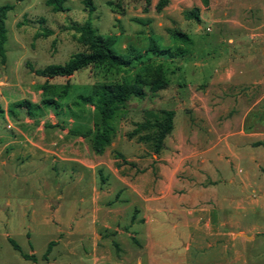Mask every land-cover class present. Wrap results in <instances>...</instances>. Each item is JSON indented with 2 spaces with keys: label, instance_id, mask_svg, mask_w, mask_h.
Segmentation results:
<instances>
[{
  "label": "rangeland",
  "instance_id": "obj_1",
  "mask_svg": "<svg viewBox=\"0 0 264 264\" xmlns=\"http://www.w3.org/2000/svg\"><path fill=\"white\" fill-rule=\"evenodd\" d=\"M92 1L95 10L89 14L83 0H65L66 10L61 12L52 11L45 0H0V6L12 5L0 53V264H137L138 260L150 264L147 247L154 248L156 264H264V137L252 140L260 148L247 156L235 157L228 151L219 157L218 165H225L226 175L218 181L208 167L197 164L196 156L204 146L201 136L208 123L239 130L245 117L247 124L264 132V0H208L206 4L168 0L159 11L155 8L158 0H151L146 10L144 0ZM195 7L199 18L187 19L184 10ZM88 18L97 33L113 40L117 52L137 55L139 62L118 73L87 67L68 77L36 75L35 69L64 63L84 49L71 25ZM171 30L184 32L189 43L174 39ZM152 38L171 54L150 52ZM145 64L150 65L147 73L142 69ZM137 71L150 79L162 77L166 86L152 91L147 83L143 97H132L120 107L107 120L109 126H103L108 141L97 151V111L78 96L91 92L98 83L131 81ZM67 82L70 87L64 95ZM49 97L59 106L41 105L31 117L24 108L14 107L23 99L41 104ZM168 112L172 127L159 155L165 149L176 158L179 152L191 156L190 168L175 171L171 179L182 181V189L192 188L194 194L183 208L182 222L164 214L162 230H155L152 239L132 237L128 230L122 234L114 228L90 226L94 215L107 216L104 206L117 189L112 185L95 197V190L109 175L104 164H96L90 173L80 172L78 176L85 181L72 183L71 171H62V163L23 160L20 165L11 158L17 145L13 140L19 135L52 136L64 153L70 144L81 143L78 138L82 137L88 141L93 163L97 162L95 153L106 152L110 167H134V160L120 155L134 154L126 143L120 146V140L154 137L160 130L157 123L164 122ZM144 142L154 151L152 140ZM115 158L120 159L118 164ZM154 174L156 182L170 179L169 173ZM229 174L238 179L236 183L229 182ZM196 186L207 187L208 192L195 194ZM232 206L235 213L228 219L221 212ZM135 207L114 213L137 216ZM215 209L220 220H227H217ZM79 215L89 219L88 224L72 220ZM11 240L33 258L22 257Z\"/></svg>",
  "mask_w": 264,
  "mask_h": 264
},
{
  "label": "crops",
  "instance_id": "obj_2",
  "mask_svg": "<svg viewBox=\"0 0 264 264\" xmlns=\"http://www.w3.org/2000/svg\"><path fill=\"white\" fill-rule=\"evenodd\" d=\"M244 118L239 125V130H228L229 128L224 126V124L215 125L213 123H208L206 129L202 132L201 142L204 143V146L196 152V156L199 157L197 164L200 167H208V169H210V175L214 177L213 179H216V181L222 179L220 178L221 176L226 175L225 165H218L219 157H222L225 153H228V151L235 157L247 156L250 152H255V148H260L254 146L252 140H261L264 137V132L258 131L251 123L247 124ZM222 130H225V132H222ZM19 136L21 138L17 137L18 139L13 140L17 145H14L16 150L13 151L11 158L19 161L20 165L24 161L37 162V160H51L53 164L56 162L62 163L65 166L62 171H67V169L71 171V175L68 176V178L72 183L75 181H79V183L84 182V176H78L79 173H90L91 170L95 168L96 164H104L108 167L107 172L109 175L96 190L94 189L96 187L93 186L95 197H101L104 189H109V187L112 188V185L116 186L117 189L114 198L108 203L109 205L104 206L103 210L107 216L97 218V216L94 215L90 223L91 227L96 225L97 228L108 231L114 228V230H117V233L122 234L128 230L132 232V235L129 233L132 237L138 235L139 238L152 239L155 230H162L163 222L167 219L164 217V214L173 216L177 222H182L180 221V215L182 216V212H184L183 208L188 205L190 201L188 200L189 195L191 196L194 194L192 188L188 190L182 189V181H178L177 179L173 181V179H171L175 171L187 170L190 168V164L187 163V160H190L191 156L189 154L182 155V152H179L180 155L176 158V156H169L166 154L165 149L163 153L160 151V156L159 152L155 153L153 150L149 151L146 145L147 142L139 139V136H137L136 139H128V137H125L123 138L124 140H120V146L126 143V149L128 147L132 150V153H134L131 154V157L127 156L125 152H121L120 154L123 157H127L129 160H134L133 162L136 166L130 168L123 166L121 168L117 166L114 168L110 167V165H108V158H106V152H101L99 154L95 153L97 162L93 163L89 155L88 141L82 137L78 138L81 143L76 147L74 144H70L68 150L64 153L59 151L60 147H58L52 136H39L38 138L25 134ZM165 140L164 138L163 141L165 142ZM129 142L130 144L128 145ZM180 142H182V134H180ZM116 143L117 142H112L113 145ZM32 152L33 154L30 155ZM36 153L38 154L37 156H35ZM113 160L114 164H118L120 159L115 158ZM157 171L158 173H169L170 179L156 182L154 173ZM228 180L233 184L236 183L238 179L236 180L234 176L230 177L229 174ZM241 181L243 182V178ZM189 186L190 185H187V187ZM182 190L185 193L183 195ZM195 190V194L198 193L200 196L208 192V188L204 186L198 188L196 186ZM135 205H137L138 209ZM129 206H133L138 210L137 216L124 217L114 213L118 209L121 210V208ZM96 208L100 209L98 207ZM199 209L202 210L203 208L200 207ZM214 212L218 220L219 213L216 209L215 211L213 210V213ZM222 212L221 214L226 215L228 219L229 214L232 216L235 213L233 206L228 212ZM78 214L80 213L78 212ZM79 217H77V220L76 218H72V220L75 222L83 221L88 224L89 219L87 221V219L81 218V215H79ZM224 220L227 219H219L220 222ZM172 225L174 228L177 227L176 223ZM73 233H75V231H72V234ZM95 235L99 236L101 234L95 233ZM146 252L148 254L146 261L150 264H156L157 261L152 255V253H154V248L147 247ZM136 263L141 264V261L138 260Z\"/></svg>",
  "mask_w": 264,
  "mask_h": 264
},
{
  "label": "trees",
  "instance_id": "obj_3",
  "mask_svg": "<svg viewBox=\"0 0 264 264\" xmlns=\"http://www.w3.org/2000/svg\"><path fill=\"white\" fill-rule=\"evenodd\" d=\"M65 0H45L46 5L50 6L54 12L65 11ZM206 4L208 0H203ZM146 10L151 3V0H144ZM168 3V0H158L155 8L161 10ZM83 4L88 9V13L91 14L95 10V4L92 0H83ZM108 4H112V1H108ZM12 8L10 4H4L0 6V53H3L4 43L7 39V29L5 26V19L7 12ZM184 16L187 19H198L199 10L193 8L190 10H184ZM71 28L78 34L76 40L79 45L84 49L74 52L70 55L67 61L64 63H51L42 68L35 69V74L48 78L54 77H68L75 72L81 71L87 67L97 68L105 67L107 70H112L116 73L128 70L134 66L133 63L139 62V57L133 55V57H126L117 52L113 47V40L109 37L97 33L92 26L91 20L88 18L82 24L71 25ZM48 31H46L47 33ZM172 37L176 40H180L184 43H189L188 36L181 31L171 30ZM149 51L153 54L170 55V49H161L157 45L155 39L150 40ZM134 52V50H133ZM180 52L177 50V53ZM150 65L145 64L142 69L144 73H147ZM144 75L143 72L137 71L131 81H123L121 83H98L93 87L91 92L87 94H81L78 96L82 103H92L97 111L98 121L94 122L96 127V133L94 134V145L97 151H100L104 144L108 141L106 131L104 127L109 126L107 120L112 118L115 112L132 97L141 98L144 96L145 91L143 86L147 83L151 84V90L157 91L166 86V82L162 77H152ZM70 85L65 83L63 86V94H67ZM62 94V95H63ZM41 105L58 107L59 103L52 97L45 98L41 101V104H33L27 99H23L14 103V107L24 108L27 114L31 117L34 114V110L40 109ZM2 112V109L0 108ZM160 126V130L154 137H148L139 135V139L143 141L152 140L153 149L155 153H158L166 134L172 127L171 124V112L167 113L166 120L164 122L157 123ZM104 126V127H103ZM103 127V128H101ZM13 248L20 253V255L26 259L33 258L32 254H28L22 251L21 247L13 240H11Z\"/></svg>",
  "mask_w": 264,
  "mask_h": 264
}]
</instances>
